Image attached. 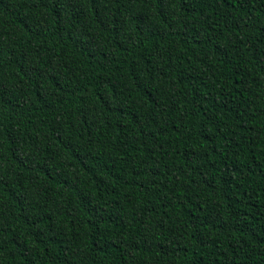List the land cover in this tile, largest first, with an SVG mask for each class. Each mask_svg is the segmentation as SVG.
<instances>
[{
  "label": "trees",
  "instance_id": "trees-1",
  "mask_svg": "<svg viewBox=\"0 0 264 264\" xmlns=\"http://www.w3.org/2000/svg\"><path fill=\"white\" fill-rule=\"evenodd\" d=\"M0 264H264V0H0Z\"/></svg>",
  "mask_w": 264,
  "mask_h": 264
}]
</instances>
